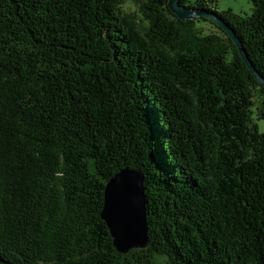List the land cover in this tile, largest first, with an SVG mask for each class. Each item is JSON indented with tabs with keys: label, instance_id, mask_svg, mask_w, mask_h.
Instances as JSON below:
<instances>
[{
	"label": "trees",
	"instance_id": "1",
	"mask_svg": "<svg viewBox=\"0 0 264 264\" xmlns=\"http://www.w3.org/2000/svg\"><path fill=\"white\" fill-rule=\"evenodd\" d=\"M0 0V264H264V87L169 0ZM218 13L264 76V0ZM212 26L217 32H209ZM145 174L149 245L101 218Z\"/></svg>",
	"mask_w": 264,
	"mask_h": 264
},
{
	"label": "water",
	"instance_id": "2",
	"mask_svg": "<svg viewBox=\"0 0 264 264\" xmlns=\"http://www.w3.org/2000/svg\"><path fill=\"white\" fill-rule=\"evenodd\" d=\"M169 8L171 13L180 20L204 18L225 31L237 46L251 74L264 87V76L257 71L243 42L235 30L218 13L190 9L182 5L181 0H169ZM144 184L145 174L143 171L127 167L116 173L104 190L101 218L109 229L114 247L122 255H127L132 250L146 249L149 245Z\"/></svg>",
	"mask_w": 264,
	"mask_h": 264
},
{
	"label": "rangeland",
	"instance_id": "3",
	"mask_svg": "<svg viewBox=\"0 0 264 264\" xmlns=\"http://www.w3.org/2000/svg\"><path fill=\"white\" fill-rule=\"evenodd\" d=\"M194 2L195 0H191ZM211 1V5L218 9L219 12H226L228 10L233 11L234 16H240V17H246L252 13V2L251 0H207ZM124 10H133L136 11L137 9H134L132 4L127 2L123 6ZM209 32H217L216 29H214L212 26H208ZM260 124V129L264 131V125Z\"/></svg>",
	"mask_w": 264,
	"mask_h": 264
}]
</instances>
